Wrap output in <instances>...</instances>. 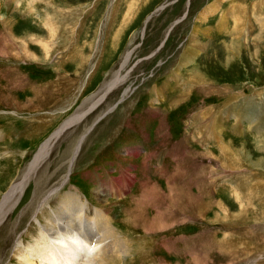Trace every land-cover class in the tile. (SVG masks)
Segmentation results:
<instances>
[{"label":"rangeland","instance_id":"rangeland-1","mask_svg":"<svg viewBox=\"0 0 264 264\" xmlns=\"http://www.w3.org/2000/svg\"><path fill=\"white\" fill-rule=\"evenodd\" d=\"M51 138L0 264L66 179L112 264H264V0H0V203Z\"/></svg>","mask_w":264,"mask_h":264},{"label":"bare ground","instance_id":"bare-ground-1","mask_svg":"<svg viewBox=\"0 0 264 264\" xmlns=\"http://www.w3.org/2000/svg\"><path fill=\"white\" fill-rule=\"evenodd\" d=\"M234 19H236L237 24H241V26L244 25V28L247 27L245 17H240V15L235 13ZM18 50H22L21 54L23 53L25 58L31 57L29 54L30 47L27 45V42L22 41ZM131 55L132 52L130 51L125 60L130 59ZM123 66H125L124 63ZM125 80L126 79L123 81ZM61 132H58L59 134L56 133V136L58 137ZM54 138L45 142L40 153L30 165L26 174L23 175L19 182L12 186L8 193L3 197V200L0 203V223L6 220L18 208L36 169L47 155V151L51 149L49 147H52V144L55 142L53 141ZM79 150L80 147L78 146L71 164L72 166L77 158ZM66 184L67 179L61 185L49 192L48 201L54 197H56V199L53 201L54 207L52 206L53 211L51 213L47 211L42 212L43 216H46L47 218L39 217L41 209L36 214L34 221L40 225V229L39 233L33 231L34 235L36 234V237H33V242L28 243L27 246L22 243H15L13 245L14 250L18 253L17 259L19 260V263L112 264L116 259H120L119 256L123 250L116 249L114 246L115 242H113L112 238L116 237V233L109 222V218L107 216L104 218V215L102 217L99 216L98 211L90 208V205L84 202L83 198L76 192L71 195H61L59 192L63 188V185ZM83 225H85L84 228L82 227ZM92 225L96 227V233L93 232ZM72 234H76L77 238H79L80 235L81 246H79L80 242L77 243ZM113 246L115 247V250H113Z\"/></svg>","mask_w":264,"mask_h":264}]
</instances>
